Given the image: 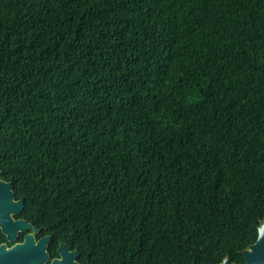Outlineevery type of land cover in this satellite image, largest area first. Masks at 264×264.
<instances>
[{"label": "trees", "instance_id": "obj_1", "mask_svg": "<svg viewBox=\"0 0 264 264\" xmlns=\"http://www.w3.org/2000/svg\"><path fill=\"white\" fill-rule=\"evenodd\" d=\"M0 178L86 264H244L264 0H0Z\"/></svg>", "mask_w": 264, "mask_h": 264}, {"label": "flooded vegetation", "instance_id": "obj_2", "mask_svg": "<svg viewBox=\"0 0 264 264\" xmlns=\"http://www.w3.org/2000/svg\"><path fill=\"white\" fill-rule=\"evenodd\" d=\"M24 208L25 205L19 213L12 215L13 222L8 223L5 231L0 226V245L12 247L25 244L28 252H31L32 264H72L69 255L74 257L77 264H86L79 250L72 248L66 240L67 230L51 226L56 223L28 219ZM8 234L13 237L12 240L8 239ZM74 251H77V255L70 254Z\"/></svg>", "mask_w": 264, "mask_h": 264}, {"label": "water", "instance_id": "obj_3", "mask_svg": "<svg viewBox=\"0 0 264 264\" xmlns=\"http://www.w3.org/2000/svg\"><path fill=\"white\" fill-rule=\"evenodd\" d=\"M24 207V199H15L13 185L10 181L0 178V226L3 231L8 223L13 222L12 215L19 213ZM9 240L12 236L7 235ZM77 255V251L70 253ZM244 264H264V218L259 222L257 227L256 241L242 250ZM72 264L74 257L69 255ZM31 252H28L25 244L7 247L5 244L0 245V264H32ZM220 264H238L230 262L228 256H225Z\"/></svg>", "mask_w": 264, "mask_h": 264}]
</instances>
